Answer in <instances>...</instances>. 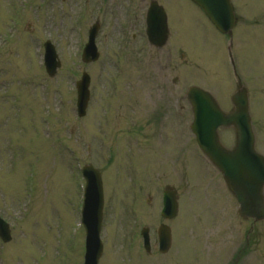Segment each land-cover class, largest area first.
<instances>
[{
  "label": "rangeland",
  "instance_id": "rangeland-1",
  "mask_svg": "<svg viewBox=\"0 0 264 264\" xmlns=\"http://www.w3.org/2000/svg\"><path fill=\"white\" fill-rule=\"evenodd\" d=\"M157 1L169 30L162 48L145 34L150 0H0V216L12 234L10 244L0 242V264H83L80 167L89 164L104 190L98 264H264V221L239 217L189 131V87L206 89L225 112L232 108L228 38L189 0ZM231 2L239 18L232 56L263 155L264 0ZM96 21L100 57L84 64ZM47 40L61 62L54 77L43 66ZM83 72L90 101L78 118L74 84ZM219 135L225 147L234 145L231 130ZM168 186L177 192L172 220L160 216ZM161 223L172 232L164 255Z\"/></svg>",
  "mask_w": 264,
  "mask_h": 264
},
{
  "label": "water",
  "instance_id": "water-1",
  "mask_svg": "<svg viewBox=\"0 0 264 264\" xmlns=\"http://www.w3.org/2000/svg\"><path fill=\"white\" fill-rule=\"evenodd\" d=\"M200 7L215 28L231 38L232 29L237 19L230 0H190ZM147 36L150 44L161 47L167 40L166 16L163 10L152 3L147 13ZM98 25L89 31L88 43L83 51V61L93 62L98 59L95 37ZM45 67L50 76L55 75L60 66L54 46L50 42L44 44ZM89 77L84 74L78 88V115L83 116L89 99ZM192 112L191 131L202 153L222 174L228 190L237 200L239 215L242 219L254 222L264 220V157L255 151V139L251 126L246 89L240 81L236 82V92L232 95L233 109L224 113L213 97L206 91L191 87L187 92ZM233 128L235 145L232 149L224 148L219 142L217 129ZM86 179L85 200L83 206V225L86 231L85 264H97L102 245L100 230L103 218V194L101 176L92 166L83 170ZM164 212L167 219L176 215L177 204L175 192L164 194ZM144 247L150 250L148 230L142 232ZM159 250L165 253L170 248V229L161 225L158 231ZM0 237L4 242L10 240L8 224L0 219Z\"/></svg>",
  "mask_w": 264,
  "mask_h": 264
}]
</instances>
